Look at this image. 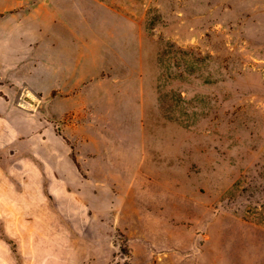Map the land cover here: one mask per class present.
Wrapping results in <instances>:
<instances>
[{"label":"rangeland","instance_id":"1","mask_svg":"<svg viewBox=\"0 0 264 264\" xmlns=\"http://www.w3.org/2000/svg\"><path fill=\"white\" fill-rule=\"evenodd\" d=\"M0 264H264V0H0Z\"/></svg>","mask_w":264,"mask_h":264}]
</instances>
